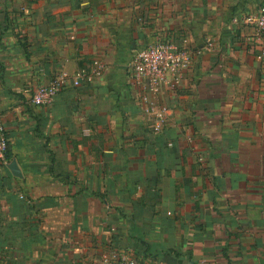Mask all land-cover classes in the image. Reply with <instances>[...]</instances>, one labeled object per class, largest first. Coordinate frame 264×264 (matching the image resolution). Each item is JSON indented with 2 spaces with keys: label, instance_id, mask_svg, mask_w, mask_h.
<instances>
[{
  "label": "crops",
  "instance_id": "0c3cea01",
  "mask_svg": "<svg viewBox=\"0 0 264 264\" xmlns=\"http://www.w3.org/2000/svg\"><path fill=\"white\" fill-rule=\"evenodd\" d=\"M262 1L0 0V264H264V60L241 19ZM158 38L192 59L149 110L127 65Z\"/></svg>",
  "mask_w": 264,
  "mask_h": 264
},
{
  "label": "built area",
  "instance_id": "2783aa9c",
  "mask_svg": "<svg viewBox=\"0 0 264 264\" xmlns=\"http://www.w3.org/2000/svg\"><path fill=\"white\" fill-rule=\"evenodd\" d=\"M243 22L253 26L252 39L260 57L264 60V1L260 2L253 10L241 16ZM192 59L190 51L175 43L170 38H158L143 48L135 51L127 65V78L133 86L142 87L141 99L145 106L154 108V95L159 93L166 84L176 87L180 74ZM107 70V64L101 59L94 58L84 62L78 73L72 78L75 86L91 82L101 77ZM66 72L55 75L49 82L38 84L32 93V101L36 104L47 105L52 103L55 96L66 83ZM163 106L156 112L152 123L154 132L163 129L165 110ZM8 138L0 127V159L6 157ZM95 264H144L135 256L121 251L105 253Z\"/></svg>",
  "mask_w": 264,
  "mask_h": 264
},
{
  "label": "water",
  "instance_id": "95a60500",
  "mask_svg": "<svg viewBox=\"0 0 264 264\" xmlns=\"http://www.w3.org/2000/svg\"><path fill=\"white\" fill-rule=\"evenodd\" d=\"M10 166L12 167V169L14 170V172H17L18 173V171H20L19 168H18V166H17L16 160H12L10 162Z\"/></svg>",
  "mask_w": 264,
  "mask_h": 264
},
{
  "label": "trees",
  "instance_id": "16d2710c",
  "mask_svg": "<svg viewBox=\"0 0 264 264\" xmlns=\"http://www.w3.org/2000/svg\"><path fill=\"white\" fill-rule=\"evenodd\" d=\"M7 152H8V150H7ZM7 154V153H6Z\"/></svg>",
  "mask_w": 264,
  "mask_h": 264
}]
</instances>
